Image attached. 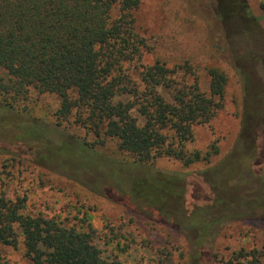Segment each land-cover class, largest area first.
I'll use <instances>...</instances> for the list:
<instances>
[{
  "label": "trees",
  "instance_id": "obj_1",
  "mask_svg": "<svg viewBox=\"0 0 264 264\" xmlns=\"http://www.w3.org/2000/svg\"><path fill=\"white\" fill-rule=\"evenodd\" d=\"M140 3L0 0V129L4 141H15L18 147L42 145L67 157L72 151L85 170L102 171L121 185L126 184L121 181V167L116 165L110 172L94 143L79 138H74L72 148L65 140L53 143L54 137H65L66 122L91 129L97 137L116 139L119 149L127 153L122 163L126 170L145 169L163 156L186 166L211 161L219 152L215 144L200 151L190 150L187 143L193 140V126L210 122L223 107L227 75L222 68L209 66V87L204 91L195 77L189 80L188 75L194 74L189 64L172 68L161 60L144 63L148 44L135 28L134 15ZM212 4L216 22L207 17L208 38L215 43L214 32L218 31L231 50L229 37L251 31L258 17L248 0H212ZM115 8L117 16L112 14ZM32 90L60 98L51 115L54 121L48 115L36 118L25 111L32 107ZM148 179H136L130 197L149 198L166 207L167 184L158 185L156 180L158 194L150 196ZM208 213L196 208L187 215L190 224L185 226L186 220L175 218L176 226L188 231L186 264H213L217 256L210 243L225 218L207 220ZM81 217L83 223L88 220V214ZM95 239L91 224H68L34 214L25 197L0 191V264H4L5 246H21L30 264H123L104 257ZM155 262L177 264L170 254ZM226 264H264V246L242 248Z\"/></svg>",
  "mask_w": 264,
  "mask_h": 264
},
{
  "label": "rangeland",
  "instance_id": "obj_2",
  "mask_svg": "<svg viewBox=\"0 0 264 264\" xmlns=\"http://www.w3.org/2000/svg\"><path fill=\"white\" fill-rule=\"evenodd\" d=\"M248 2L258 23L251 31L232 34L231 50L218 31L215 43L208 38L207 17L215 21L212 0H141L134 11L135 28L148 44L144 63L161 60L172 68L189 64L194 72L189 80L195 77L204 91L209 87V66L225 71L223 107L210 122L194 125L193 140L187 143L190 150L200 151L215 144L219 152L210 162L186 166L163 156L145 169L126 170L122 163L127 153L116 139L97 137L91 129L66 122L65 137H54L53 143L65 140L71 148L74 138L94 143L110 172L121 167V181L126 182L121 185L102 171L85 170L72 151L67 157L42 145L18 147L15 141H4L0 129V191L25 197L34 214L91 224L103 256L123 264H156L168 254L177 264H186L188 231L175 220H186L196 208L209 211L207 220L225 218L210 243L217 254L213 264H226L242 248L264 246V0ZM112 14L117 16L118 9ZM29 98L32 107L25 111L30 116L48 115L53 120L61 101L57 95L32 90ZM146 176L149 195L158 194L156 180L167 184L166 207L149 198L130 197L134 181ZM176 191L182 196L175 197ZM84 214L88 220L83 223ZM186 222L190 224L186 220L182 226ZM2 255L4 264H30L21 246H5Z\"/></svg>",
  "mask_w": 264,
  "mask_h": 264
}]
</instances>
